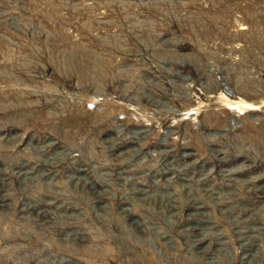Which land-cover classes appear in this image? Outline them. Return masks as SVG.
<instances>
[{"label":"rangeland","instance_id":"rangeland-1","mask_svg":"<svg viewBox=\"0 0 264 264\" xmlns=\"http://www.w3.org/2000/svg\"><path fill=\"white\" fill-rule=\"evenodd\" d=\"M0 264H264V0H0Z\"/></svg>","mask_w":264,"mask_h":264}]
</instances>
